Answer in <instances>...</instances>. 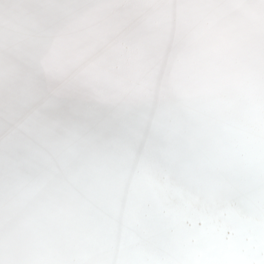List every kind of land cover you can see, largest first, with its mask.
I'll use <instances>...</instances> for the list:
<instances>
[{
	"label": "snow or ice",
	"instance_id": "6c2138e0",
	"mask_svg": "<svg viewBox=\"0 0 264 264\" xmlns=\"http://www.w3.org/2000/svg\"><path fill=\"white\" fill-rule=\"evenodd\" d=\"M174 7V26L125 22L116 39L112 31L90 30L86 46L73 43L92 57L82 75H120L132 102L108 114L64 182L53 185L42 170L43 152L0 175L6 223L23 200L45 193L19 226L33 242L30 250L16 260L0 255V264H264V22L249 33L204 19L202 5ZM55 28L18 73L17 98L72 116L79 106L61 89L73 88V79H54L45 69ZM117 182L127 189L122 211L114 204ZM229 227L247 244L233 246L228 258H219L215 245L191 242ZM85 240L117 247L120 257L82 258Z\"/></svg>",
	"mask_w": 264,
	"mask_h": 264
},
{
	"label": "bare ground",
	"instance_id": "6f19581e",
	"mask_svg": "<svg viewBox=\"0 0 264 264\" xmlns=\"http://www.w3.org/2000/svg\"><path fill=\"white\" fill-rule=\"evenodd\" d=\"M181 3L202 5L199 15L204 19L215 17L240 24L249 33H257L264 22V0H0V175L21 170L30 155L43 152L46 159L42 170L50 175L53 185L68 179L71 171L81 165L86 142L99 136L108 114L132 102L133 96L118 74L106 75L103 69L87 76L82 75L84 70L74 72L73 68L81 64L84 56L73 43L79 40L86 46L84 34L90 30L112 31L116 39L120 35L116 29L125 22L159 19L174 26L179 15L174 5ZM53 25L56 28L44 53L45 69L54 79L66 76L73 79V88L61 89L65 93L63 99H71L79 106L80 110L72 116L52 109L38 111L17 98V75L27 68L35 43ZM22 170L26 174L31 172L27 168ZM44 195L33 193L13 209L10 222L0 220V255L16 260L30 250L33 242L19 226ZM114 204L121 211L127 205V189L119 182L115 186ZM101 211L110 215L114 209L104 207ZM177 239L183 241L186 237ZM191 242L215 245L219 258H228L233 246L247 244V237L234 235L229 227L198 236ZM78 255L87 259H114L120 257V252L117 247L97 246L85 240Z\"/></svg>",
	"mask_w": 264,
	"mask_h": 264
},
{
	"label": "clouds",
	"instance_id": "9594fccd",
	"mask_svg": "<svg viewBox=\"0 0 264 264\" xmlns=\"http://www.w3.org/2000/svg\"><path fill=\"white\" fill-rule=\"evenodd\" d=\"M91 60H92V57H91V56H84V57L82 58V62H81V64L75 66V67L73 68V71H74V72H77V73H82L83 70H84V67H85L88 63H90Z\"/></svg>",
	"mask_w": 264,
	"mask_h": 264
}]
</instances>
